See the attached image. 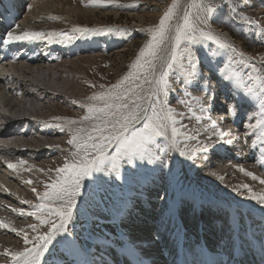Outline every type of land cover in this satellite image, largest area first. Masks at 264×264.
<instances>
[{
  "label": "rangeland",
  "instance_id": "obj_1",
  "mask_svg": "<svg viewBox=\"0 0 264 264\" xmlns=\"http://www.w3.org/2000/svg\"><path fill=\"white\" fill-rule=\"evenodd\" d=\"M18 1L23 0H16V2ZM24 1L20 9L11 13L18 21L20 19L21 10H24L25 14L27 9L34 11L30 3L31 1L29 3L28 0ZM33 1H37L38 4H40L42 1L47 0ZM51 1L54 3H51ZM49 2L51 3V8L41 11L42 13H38L39 15L36 17L38 20V28H36V30L41 29L45 34L54 32L58 34L65 33L68 36H72L73 38L70 40L66 39L65 35H57L52 38L71 43L73 49L66 57L63 56L62 58L55 59V56L52 58L53 56L51 57V55H48L43 56V58L41 57L37 61L33 59L30 61L35 65H37V62L39 64L43 63L52 70L58 71L61 75L59 83L64 87L65 91L59 92L53 87L49 92L47 91L48 93L44 90L43 95H45L41 101V111L36 113L40 123H42L41 127L43 126L40 130L50 132L53 136V138L51 137L53 141V150L49 151L48 154L44 153V156L39 157L37 160L34 158L31 161H27L26 157L22 158L28 165L30 164L29 168H24L18 171L17 174H13L17 189H19L17 192H19L18 194H20L21 198H24H18L19 201L16 200V204L11 203L7 205L10 207L14 206L12 208L15 209H24L25 212L33 211L34 209L26 203L22 208L20 207V202L31 201L33 205L38 203L37 197L35 193L32 192V189L35 188L37 192L43 193L46 190V184L51 183V181L55 179V169L62 167L66 160H72V153L76 151V149L73 145H69L67 141L72 137L76 128L89 125L90 121H81L80 119L88 114L87 107L91 104H100V101H90L88 97L93 94L107 93L111 90V85L120 82L129 72H137V69L130 68V65L136 61L140 49L151 38L148 29H154L158 25L161 16L164 11L172 5L173 0H105V5L103 7L91 6L88 0H49ZM183 2L184 0H178V7L174 10L176 14L180 6L183 5ZM252 4L255 6H252ZM117 5L121 6L118 7ZM127 5H132V7H127ZM190 5H196L190 9L189 7L187 8L192 13L193 18H195L196 15H205L203 8L199 6L207 5L217 9L213 13L211 22L207 25L201 24L200 27L205 31H211L214 35L220 37L221 40L235 47L237 50L236 59L240 62L239 64L232 62L231 52H224L223 50L217 49L211 41L200 40L199 43L194 44L192 47L197 57V71L202 73V76L198 77L197 80H189L186 82L182 73L173 71V73L170 74L168 78L170 91L167 96L169 106L176 109L178 113H184L183 118L178 116L177 119L189 125L190 131L195 132L196 128H200L201 135L199 140L201 143L210 142V152L207 154L197 152L196 155L200 159H197L194 165L183 169L180 173L178 184L169 180L163 181L168 182L170 187H172L171 191L173 195L171 198L175 197L177 191H181L179 193L180 196H194L195 193H198L204 200L209 198V196L221 198L223 200H225L224 198H229L230 201L233 200L231 201L232 203H237L238 201L241 205L260 206L261 210L258 208L252 209L264 212L262 211L264 210L262 206L259 205L256 200L250 198L254 195L252 193V188L245 189L244 187L242 190H238L239 186L237 184L228 183L231 177L222 180L219 169L210 170L212 167L211 165L215 164L216 167L218 165H223L224 167L222 168H228L231 173L232 170L235 169L236 173H239L238 176H240L241 179H252L250 176L239 171L240 168L245 169V167H242L243 164L239 162V159H221L218 161L215 158L212 161L209 158L207 161L204 160V155L211 157V153L215 150L217 151V149L222 147L224 149L231 147V145L234 144L231 139H236L234 135L233 138L230 139V145V143H228V141H230L228 139L229 137H224L225 133H222L223 135L220 134L221 132H219L217 127V131L214 134L211 125L215 124L216 126L217 122L213 121V116L216 117L217 120V116L219 117L221 113L223 114H221L222 118H224L222 119L223 121L221 120L222 122L218 120L221 123L219 124L218 122L221 127L230 130L231 127L236 126L237 130L239 129V136L236 141L241 140V142H238L235 146L243 145V149L246 152H248V150H255L256 152L264 151V135H262V133H264V0H192ZM14 6L18 8L19 4L16 3ZM231 6L236 8L235 12L231 11ZM67 9H77L78 11L84 12V15L77 17L76 15H71L72 17H68ZM53 16L56 17V19H50V17ZM241 16L256 21V24L252 25L245 23L240 19ZM74 28H86L95 31L73 33L72 30ZM109 29H111V31H108ZM227 34L231 37H228ZM78 46H84L81 48L83 51L88 50L86 49L87 47H93L94 50L93 52L86 51L79 53L76 48ZM181 47H183V44ZM20 51L21 49H15L13 53L14 55L21 54L22 52ZM241 53L243 54V60L240 59ZM47 57L52 60L46 59ZM78 59L83 60L78 61ZM181 59L184 58L182 57ZM34 64H32V66H34ZM185 64H187L186 60ZM245 65H247V67H245ZM221 69H223V71H221ZM225 76H229L230 79L225 81ZM205 77L209 78L208 83L212 86L211 91H214V94L220 91L225 92L223 95L218 96L219 99L217 98L222 106L220 104L219 107H213L210 113L205 114L203 119L197 123L195 117L201 114L198 105L191 97L204 96V92L201 91V89L204 87ZM129 83L130 81H125L122 87H126ZM102 85L103 87H101ZM145 87H147V85H145ZM249 89L251 91H249ZM186 92L191 93V97L187 98V103L191 104L192 112H188L185 105L179 103L180 100L186 98ZM233 95L234 97H232ZM230 106L234 108V114L228 113L227 109ZM73 120L77 123H70V121ZM258 121L260 124H258L256 128L247 127L248 124H257ZM200 125H203V127H200ZM205 129H207L206 132ZM180 132L183 133L184 129H180ZM180 139V147H184L185 143H187L189 147H199L196 141H186L183 136H181ZM239 154L238 152V156ZM175 155H178V153H175ZM152 167V165H146L137 168L135 171L130 170L127 166L122 168L121 179L115 180L110 186H107L109 192L111 194L114 193L110 198L94 204L90 209V212L93 214L92 219L96 221L95 228L82 231L79 224H76V230L80 232L84 247L74 254H69L65 245L59 244L55 247L56 255L60 256L62 253L63 257L68 261H73L71 257H76V260L82 263V257L87 250L95 247L98 238L107 235V230L108 232L110 231L107 224L113 219V216L119 213L118 206L122 203L126 204V193H131L133 199H135L134 197L136 194H133L134 187L145 183L142 182L143 180L147 181L149 178L152 179L151 177L154 174L153 171H150ZM198 170L201 172H197ZM245 171L247 170L245 169ZM212 173H215V175ZM155 175L158 176V173ZM232 175L234 176L233 173ZM106 179L108 178L106 177ZM28 180H31L32 183L28 184L25 182ZM181 199L184 203L188 201V199L186 200L185 198ZM226 201L227 200L224 202L226 203ZM144 204L138 209L140 213L144 211L142 209ZM227 204H230V202L227 201ZM246 207L247 206H245V208ZM247 208L251 209L250 207ZM1 213H3V211ZM43 215L47 218L46 213ZM8 216L6 217L10 220L11 217L10 215ZM3 217L6 219L5 216ZM22 218L23 220L17 218L12 221L14 222V228L18 226L15 228L16 231L8 229L12 240L15 241L17 245L15 251H19L26 246L23 238L25 233H27L28 237L31 239L33 236L46 232L48 229V225H41L34 217L25 215L24 218L23 215ZM125 220H128V218ZM30 224L37 225L36 232H33L28 227ZM85 228H87V225H85ZM122 229H128V226L124 225ZM118 230V228H115L112 233L116 234ZM17 232L20 234L17 235ZM136 233H138V231ZM111 236H113V234ZM3 238H5V234ZM111 240H113V238ZM27 246L30 247L31 245ZM9 259L10 257H2L3 262H7ZM76 260L75 264H78ZM47 261H49L47 264H66L64 258L54 260L50 255Z\"/></svg>",
  "mask_w": 264,
  "mask_h": 264
},
{
  "label": "snow or ice",
  "instance_id": "obj_2",
  "mask_svg": "<svg viewBox=\"0 0 264 264\" xmlns=\"http://www.w3.org/2000/svg\"><path fill=\"white\" fill-rule=\"evenodd\" d=\"M88 3L91 6L103 7L105 0H88ZM193 6L196 5H189V9ZM177 7L178 0H173L172 5L164 11L158 25L154 29H148L151 38L140 49L136 61L130 65V68L137 69V72H129L120 82L111 85V90L107 93L93 94L88 97L90 101H100V104H91L87 107L88 114L80 119L90 121L89 125L76 128L67 141L76 149L72 153V160H66L62 167L55 169L56 177L51 183L46 184V190L43 193L37 192L35 188L32 189L38 203L33 205L31 201H21L22 204H29L34 210L25 212L24 209H12L20 215L34 217L41 225H48V229L31 239L25 233L23 238L26 246L19 251L10 252L5 249L3 255L10 257L7 264H41V258L45 256V253L52 256L54 260L64 258L66 264H75L74 261L66 260L62 253L57 256L55 246L56 244L65 245L69 254H74L84 247L80 232L76 230V224H79L82 231L95 228L96 221L92 219L93 214L90 209L94 204L110 198L112 194L107 186L121 179L122 168L127 166L135 171L137 168L152 165L150 171L158 173L160 179L178 184L183 169L194 165L199 159L196 153L210 152V142L201 143L199 140L200 128H196L195 132L190 131L189 125L177 119L178 116L183 118L184 113H178L176 109L169 106L168 78L173 71L182 73L186 82L197 80L202 76V73L197 71V57L192 47L200 40L211 41L217 49L231 52L233 63L239 64L240 61L236 59L235 47L221 40L211 31H205L200 27L201 24L207 25L211 22L216 8L207 5L199 6L203 8L205 15H196L195 18L190 10L186 9L179 21L173 22L176 15L174 10ZM231 11L235 12L236 8L231 6ZM50 19H56V17L53 16ZM240 19L248 24H256V21L247 17L241 16ZM17 29L19 25L9 26L4 33L0 34V43L30 42L44 39L46 35L49 40L57 35H65L68 40L73 38L65 33L45 34L28 30L17 32ZM72 31L87 33L95 30L74 28ZM182 44L183 47H181ZM182 57L184 59H181ZM240 59H244L242 53ZM204 79L205 84L201 89L204 96L191 97V93L186 92V98L179 101L185 105L188 112H192L191 104L187 103L188 97H191L198 105L201 115L195 117L197 123L205 114L210 113L215 100V94L211 91L212 86L208 83L209 78ZM224 79L228 80L230 77L225 76ZM125 81L130 83L122 87ZM227 111L229 114H234V108L231 106ZM70 123L77 122L73 120ZM258 124H260L259 121L257 124H248L247 127L256 128ZM180 129H184V132L181 133ZM212 130L215 134L217 131L215 124L212 125ZM181 136L186 141H196L199 147H189L187 143L184 147H180ZM207 159L209 157L204 155V160ZM26 163L20 160L18 164L9 163L7 166L10 169H16ZM239 171L254 180L257 179L251 171H245L243 168ZM212 174L215 175V173ZM25 182L32 183L31 180ZM260 183L264 184V179H261ZM250 198L256 200L264 209V195H253ZM44 213L47 218L43 215ZM7 227V224L0 221V228ZM28 227L36 232V224H30ZM11 231L16 229L13 228ZM19 234L17 232V235ZM57 237L60 239L57 240ZM261 253L264 259V244H262ZM233 264H240V262L234 260Z\"/></svg>",
  "mask_w": 264,
  "mask_h": 264
},
{
  "label": "bare ground",
  "instance_id": "obj_3",
  "mask_svg": "<svg viewBox=\"0 0 264 264\" xmlns=\"http://www.w3.org/2000/svg\"><path fill=\"white\" fill-rule=\"evenodd\" d=\"M23 1L16 2V0H0V30L5 31L9 26L14 27L15 25H19V29L16 30L17 32L21 30L35 31L36 28H38V20L36 19L39 15L38 13L44 10H49L51 8V3H54L52 1L50 3L49 0H47L38 4L37 1L28 0V3L31 1L30 3L34 11L27 9L25 14L24 10H21L20 19L18 21L17 18H14V15H8V12L6 11L9 10L11 13H14V11L20 9L23 5ZM191 2L192 0H184L182 3L183 5H181L182 7L178 9L177 14L175 15V21L173 22L179 21L183 12L189 7ZM16 3L19 4L18 8L14 6ZM83 13L84 12L78 11L77 9H67L68 17H72L71 15H76V17L83 16ZM36 31L43 32L41 29H37ZM227 35L228 37H231L229 34ZM20 44L21 42L3 44L2 47L5 53L3 54V61L0 62V221H3V223L8 225L7 228H0V264H7V262H3L2 260L5 249H8L11 252L15 251V248H17L16 242L12 240L8 231V229L14 228V222L12 221L17 218L23 220V215L12 211V209H15L12 208L14 206L10 207L7 205L11 203L16 204V200L19 201L18 198H24H21L20 194H18L19 192H17L19 189H17L13 174H17L18 171H21L24 168H29L30 164L28 165V163H26L16 169H10L7 165L9 163L18 164V162L25 157L27 161H31L34 158L37 160L39 157H43L44 153L48 154L49 151L53 150V141L51 139V137L53 138L52 134L40 129L37 130L36 133H33L32 128L34 126L42 125L36 113L41 111L40 106L45 95H43L44 90L49 92L51 89L55 88L59 92L65 91L64 87L59 83L61 75L58 71L52 70L43 63L39 64L37 62V65L31 63L30 61L32 58L30 56L25 57L24 53L14 55L13 51H15V49H21L19 48ZM83 47L84 46L77 47V51L81 53L86 51L93 52L94 50L93 47H87L86 49L88 50L83 51L81 49ZM68 49L69 47L63 48L62 52H70ZM52 56L53 55H51V57ZM64 56L66 57L68 54H65ZM40 58L41 57L39 56L33 58V60L37 61ZM52 58H54V56ZM46 59L52 60L48 57ZM80 60L83 59H78V61ZM32 64H34V66H32ZM157 67L159 68V63ZM68 88L71 89L70 87ZM224 92L220 91L215 93L214 108L220 106L221 103L220 101L218 102L217 98L218 96L223 95ZM234 95L232 97H234ZM221 114L219 117L215 115L217 116V120L216 117L213 116V121L217 122L216 127L219 129V132H221L220 134L225 133L224 137H229V140L235 135L236 139H231L234 144L231 145L230 143L231 147L227 149L218 147L219 149H217V152L220 156L216 159L220 161L222 159L221 157L225 156L224 160H229V158L233 156L231 159H239V162L243 164L242 167H245L247 171H251L257 179H241L240 176H238L239 173H236L235 169L232 170V173L234 174L233 176L228 168H222L224 167L223 165H218L217 167L215 164L211 165L212 167L210 170L219 169L222 180L231 177V180L228 181V183L237 184L239 186L238 190H242L244 188L242 186L247 185V188H252V193L254 195H264V184L260 183V180L264 179V151L256 152L255 150H248V152H246L243 149V145L235 146V144L241 142V140L236 141L239 136V129L237 130L236 126L231 127L230 130L221 127L219 124H221L220 122L224 119ZM238 152L240 153L239 156ZM199 171L200 170L197 172ZM158 181L159 184L157 181L153 180V178H149L147 181H142L145 183L135 186L133 193L136 194L134 197L135 199H133L131 193H126V204L122 203L118 206L119 213H117L116 216H113V219L108 222V226L106 225L110 231L108 232L107 230V235L98 238V242L95 244L96 246L93 247L97 249L88 248L89 250H87L82 257V263L78 262L76 257H71V259L74 262L76 260L78 264H97V259H99L102 264H178L180 258H182V261H186L187 258H189L190 261L198 264L202 257L201 253L204 254L206 252L203 237L199 238L195 237L194 234L187 233L181 235L178 234L177 237V233L180 229L185 231H187L188 228L189 230L191 229L194 222H189L188 220L196 219V217L193 215L188 219V217L180 215L181 210L177 209V206L184 204V202L181 198H177V194H175L174 198H171L173 192L171 191L172 187H170L168 182H165L160 178ZM148 184L151 186L157 185V187L149 190L147 186ZM194 197L195 198L191 197L188 199L192 204H198L202 199L200 206L203 207V209H201L203 212L198 218H200L202 222L201 229H203L204 238L207 237L210 243H216V247L214 250H211L210 254L218 255L219 258L220 254H224L223 252L227 253V249L235 243L239 245L238 249H241L242 244H246V247L248 248L264 244V223H260L258 219L261 215L264 216V212L252 209L258 208L261 210L260 206L254 207L244 204L241 205L237 200H234L237 201V203H232L231 201L233 200L230 201L229 198L224 197L223 198L229 201L230 204H227V201L226 203H222L210 198L213 196H209V198L204 200L203 197H197L196 193L194 194ZM149 198H151V200H148ZM142 204H144L142 208L144 211L140 213L138 209L142 207ZM24 206L25 205L21 203L20 207L23 208ZM245 206L250 207L251 209H248L247 207L245 208ZM2 211L5 214L1 213ZM6 214L10 215V220L6 217L8 216ZM3 216H5L6 219ZM126 218H128V220H125ZM176 220L179 221L178 224L172 223ZM149 221L151 222L150 225ZM262 222H264V217ZM124 225L128 226V229H122V226ZM16 227L18 226H15V228ZM115 228L119 229L116 234L112 233ZM137 231L141 234L136 233ZM4 234L5 238H3ZM112 234L114 237L111 236ZM112 238L113 240H111ZM59 239L60 237H57V240ZM57 245L59 244H56V246ZM141 251L145 253L142 255ZM117 253H123V255H120L119 257L113 256V254ZM234 253L236 254V249H232L229 256H233ZM135 255L138 257L137 263L132 260V258L136 257ZM48 256L49 254L45 253V256L41 258V264L49 263V261H47ZM122 258L125 259V262H120ZM189 263L191 264V262Z\"/></svg>",
  "mask_w": 264,
  "mask_h": 264
},
{
  "label": "water",
  "instance_id": "obj_4",
  "mask_svg": "<svg viewBox=\"0 0 264 264\" xmlns=\"http://www.w3.org/2000/svg\"><path fill=\"white\" fill-rule=\"evenodd\" d=\"M182 7V6H181ZM175 21V20H174Z\"/></svg>",
  "mask_w": 264,
  "mask_h": 264
}]
</instances>
